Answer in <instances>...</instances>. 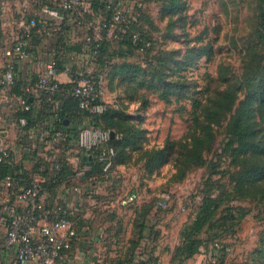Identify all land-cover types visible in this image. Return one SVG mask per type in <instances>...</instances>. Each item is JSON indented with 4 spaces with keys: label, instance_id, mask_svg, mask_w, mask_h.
Instances as JSON below:
<instances>
[{
    "label": "built area",
    "instance_id": "2783aa9c",
    "mask_svg": "<svg viewBox=\"0 0 264 264\" xmlns=\"http://www.w3.org/2000/svg\"><path fill=\"white\" fill-rule=\"evenodd\" d=\"M143 7V0H0V92L7 102L0 113H5L6 121L0 123V166L8 169L5 173L0 169V264H73L79 256H92V264H108L95 249L84 248V232L78 229L75 219L68 217L78 211L82 195L90 191L71 184L62 195H50L51 174L60 168L58 151L66 133L63 129L50 132L45 125L52 129L54 122L62 121L59 95L74 97L77 108L88 113V123L79 128L74 146L63 148L80 153L86 160L91 159L96 148L106 145L99 156L106 176L92 181L93 185L109 188L115 185L116 176L110 174L114 155L108 145L110 131L93 121L94 116L117 105L108 100L105 72L97 71L94 61L102 44L128 34ZM8 38L10 43L6 42ZM36 40L43 54L35 60L45 62L36 81L24 86V90L36 98L38 107H43L40 103L44 101L51 117L45 124L39 122L36 127L26 128V120L18 111L29 110L30 104L23 94L11 89L17 80V65L29 59L30 47ZM131 42L139 45L138 35L131 36ZM75 45L78 50L69 49ZM60 73L69 77L71 86L60 85ZM74 179L72 174L60 178V185L64 188ZM68 191L74 198L64 203L62 199L67 200ZM139 198L138 189L132 188L118 202L128 206ZM167 206L166 198L156 200L158 209ZM231 250L229 244L219 241L211 246L214 255Z\"/></svg>",
    "mask_w": 264,
    "mask_h": 264
},
{
    "label": "trees",
    "instance_id": "16d2710c",
    "mask_svg": "<svg viewBox=\"0 0 264 264\" xmlns=\"http://www.w3.org/2000/svg\"><path fill=\"white\" fill-rule=\"evenodd\" d=\"M151 1L143 0L144 7L138 10L136 21L130 24L128 34L118 41L102 44L98 59L94 61L96 70L105 72L107 88L110 85L111 91L117 96L114 100L117 107L108 108L94 116L93 121L100 128L114 132L108 144L114 151L111 170L117 165L129 167L139 163L142 164L145 170L144 178L147 179L162 166L171 164L175 170L173 178L179 182L197 167L211 168L212 161L208 160L207 154L212 152L217 128L223 127L225 141L221 154L228 159V165L224 170L216 171L213 168L210 171V174L220 173L226 176L230 184L229 189L221 194L220 200L227 198L228 200L254 201L259 205L258 216H262L264 220V11L256 30L257 42L248 47L247 59L240 78L231 82L227 74L223 72L219 74V77L224 87L213 88L208 82L200 88L196 84L192 86L183 72L187 67L195 65L201 57H205V61L210 62L214 54L211 45L209 43L191 45L183 55L181 50H178L177 55L169 51L163 53L158 51L150 57L156 47L153 37L143 26V19L145 7ZM165 7L171 13H176L179 0H169ZM135 34L138 35L139 40L137 46L131 42V36ZM196 39L200 40V38ZM146 42L149 43L148 46H145ZM69 49L78 50L79 46H71ZM135 55H143L146 60L132 61ZM154 58L157 60L155 64L152 63ZM208 78L212 81L209 75ZM36 79L37 75L33 77L30 84L21 86V82L17 79L11 89V92L23 94L30 104L29 110L18 111V115L26 120V128L36 127L39 122L45 124V121L51 117L44 101L40 103L43 107H38L36 98L24 90V86L32 85ZM60 85L69 87L72 83L61 82ZM119 87L123 89L122 93L118 91ZM148 92L157 94V97L165 102H170L171 98H174L176 102L188 100L190 103L189 109L181 107V110L187 113L184 134L176 141L166 138L162 147H147L145 130L136 122V116L126 112L127 106L132 103L140 104L141 109L146 108L150 102ZM59 98L62 121L54 122L52 129L48 124L45 125L50 132L63 129L66 133V138L61 143L62 147L58 151L60 168L51 174V182L48 186L53 198L58 195V188H61L64 193L65 188L72 184L67 183L62 188L59 181L60 178L74 174L73 166L69 161L71 157L76 159L77 167L88 166L83 180L86 181L85 178L92 175H97L98 178L106 176V172L103 171V162L99 160L106 145L96 148L91 152V159L86 160L79 156L80 153L66 152L63 148V145L73 147L75 144L81 127L74 122L89 115L77 108L74 97L59 95ZM68 120L70 123L73 122L72 127L66 124ZM0 169L2 173L8 170L4 166H0ZM117 179L118 177L115 181ZM113 188L115 187L109 189ZM219 205V199L208 194L203 195L195 216L181 232V246L175 250V255L180 256V261L192 258L199 253L206 240L219 237L223 231L239 222L248 212L241 210L239 216H236L234 209L227 207L228 212L219 215ZM87 206H79L78 211L70 213L68 217L75 219L78 229L84 232L83 246L90 249L87 242L91 240L89 233L93 221L85 216ZM145 211L146 209L142 208L134 215V221L141 224V227H143ZM86 225L89 229L85 228ZM202 233H208V237L203 238ZM97 236H100V233ZM215 241L222 242L214 240L212 244ZM257 257L264 261V230L262 231V247L258 249ZM215 262L209 261L208 264H215Z\"/></svg>",
    "mask_w": 264,
    "mask_h": 264
},
{
    "label": "rangeland",
    "instance_id": "374dc122",
    "mask_svg": "<svg viewBox=\"0 0 264 264\" xmlns=\"http://www.w3.org/2000/svg\"><path fill=\"white\" fill-rule=\"evenodd\" d=\"M168 2L152 0L145 7L143 26L153 37L156 47L150 57L158 51L177 55L178 50H181L183 55L191 45L209 43L214 52L212 60L208 62L205 57H201L183 72L190 84L203 88L209 82L211 87L220 89L224 87L219 77L223 72L231 82L238 80L247 59L248 47L257 42L256 30L264 11V0H179L176 13H171L165 7ZM144 59L146 57L143 55H135L131 60L142 62ZM156 61V58L152 59L153 64ZM108 89V100L117 99L110 85ZM122 90L119 87L118 91L122 93ZM147 96L150 102L146 108L141 109L138 103L129 104L126 108V112L136 116V122L145 130L146 146L162 147L166 138L178 140L187 126V113L181 107L189 109V101L176 102L171 98L170 102H165L152 92H148ZM216 133L212 152L207 154L208 160L212 161L210 169L197 167L178 182L173 178L174 168L166 164L149 178L135 181L138 183L135 187L141 195L138 202L128 206H121L118 202L119 198L134 188L132 184L135 182H131L129 176L122 178L120 187L113 194L109 191L110 196L114 197L113 201H117L113 203L109 200L113 204L106 203L109 187L102 184L93 194L85 192L82 201H87L89 205L85 216L93 221L88 246L95 249L108 264H191L193 261L190 259L195 258L196 254L180 261L175 250L181 246L183 228L192 221L203 195L208 194L219 199V215L226 214L227 207L234 209L236 216L241 210L248 212L219 237L206 240L202 248L204 256L199 258L197 264H208L212 260L216 261L215 264H264L257 257L258 249L262 247L264 230V220L258 216L259 205L243 199L220 200L221 194L229 189L230 184L226 176L210 174L213 168L219 171L228 165V159L221 154L225 141L223 127L217 128ZM126 168V171L137 172L138 175L143 166L138 163ZM115 183L113 186L117 187V181ZM62 192L58 188V196ZM159 197L168 201L164 210L156 207ZM89 200H95L92 206ZM142 208L146 209L143 227L134 221L135 212ZM98 233L100 236H97ZM202 237L207 238L208 233H202ZM214 240L229 244L231 252L214 255L210 249ZM86 258L93 259L92 256Z\"/></svg>",
    "mask_w": 264,
    "mask_h": 264
},
{
    "label": "crops",
    "instance_id": "0c3cea01",
    "mask_svg": "<svg viewBox=\"0 0 264 264\" xmlns=\"http://www.w3.org/2000/svg\"><path fill=\"white\" fill-rule=\"evenodd\" d=\"M7 43H10L11 42V38H8V40L6 41ZM43 54V50H42V45L41 43L36 40L35 42H33V44L31 45L30 47V57L28 60L24 61V62H21L17 65V79H18V82H21L20 86L23 85V84H30L33 77L38 75V73L42 70L43 68V64L45 61H36L35 58L39 55H42ZM47 57L44 56V59H46ZM1 67H2V57L0 55V71H1ZM58 79L61 81V82H69V77L67 75H65L64 73H60V75L58 76ZM6 97H4V95L0 92V113L1 112H4L5 109H6V105H7V102H6ZM5 113L0 115V123L1 124H5ZM88 123V117H85L83 116L82 119L78 122H74V124H77V126H85L86 124ZM66 124H69L70 127L73 126V122H69L66 121ZM12 133V132H11ZM70 163L72 164L73 166V169H74V177L75 179L71 181L72 184L74 185H77L79 186L82 190H86V191H90V193H94L97 191V187L98 185L95 184L93 185V181L92 179L94 177H97V175H92L90 176L89 178H85V180H83V175L85 174V172L88 170V169H85L83 168L84 166H81V167H77V161L74 157H71L69 159ZM128 168H126L125 166H122V165H117L115 168H112V170H110V174H113L115 175L116 177H118L117 179V187L115 186V188H113L112 190L108 189L107 191V198H106V203H112L114 197L113 195L110 196L109 194V191L111 192V194H113V192L118 188L120 187V183L122 181V178L125 176H129L131 180V182H135L136 180H138L139 178L141 179H146L144 178V175H145V170L144 168H142V172L138 175L137 172H128L126 171ZM124 179V178H123ZM84 181V182H79V181ZM138 183H133L132 184V187L134 185V188H136L135 186L137 185ZM137 189V188H136ZM68 190V189H67ZM70 191V190H69ZM65 195V199L67 198V200H63L62 199V202L64 203H69V200L70 199H73L74 198V195L72 192H69ZM139 191V190H138ZM140 193V192H139ZM141 197V195H140ZM140 199V198H139ZM109 200H112L109 202ZM86 202L87 201H82L81 200V204L79 205L80 207L83 206H87L86 205ZM88 202H90V204H93L95 202V200H89ZM114 202H117L116 200L113 201ZM138 202V201H137ZM112 203V204H113ZM78 206V207H79ZM99 207V206H98ZM43 223L47 222L46 220L42 221ZM90 234V233H89ZM202 256H204L203 254V250L201 249L200 250V253H197L195 258H192L190 259L191 261V264H197V262L200 260L199 258H201ZM73 264H92V261L89 260L88 258H86V256H79L77 259L74 260Z\"/></svg>",
    "mask_w": 264,
    "mask_h": 264
},
{
    "label": "water",
    "instance_id": "95a60500",
    "mask_svg": "<svg viewBox=\"0 0 264 264\" xmlns=\"http://www.w3.org/2000/svg\"><path fill=\"white\" fill-rule=\"evenodd\" d=\"M113 135H114V132L113 131H110L111 138L113 137Z\"/></svg>",
    "mask_w": 264,
    "mask_h": 264
}]
</instances>
